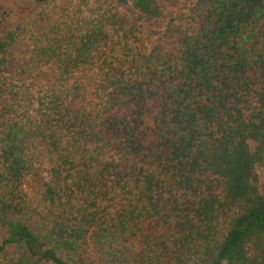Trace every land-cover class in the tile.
Returning <instances> with one entry per match:
<instances>
[{"label":"trees","instance_id":"obj_1","mask_svg":"<svg viewBox=\"0 0 264 264\" xmlns=\"http://www.w3.org/2000/svg\"><path fill=\"white\" fill-rule=\"evenodd\" d=\"M76 1L0 76V264H264V0Z\"/></svg>","mask_w":264,"mask_h":264},{"label":"rangeland","instance_id":"obj_2","mask_svg":"<svg viewBox=\"0 0 264 264\" xmlns=\"http://www.w3.org/2000/svg\"><path fill=\"white\" fill-rule=\"evenodd\" d=\"M169 8L183 13L188 10L193 0H163ZM121 4V8L130 16L133 24L138 26L146 36L160 40L165 48L174 49L175 44L169 43L163 38L162 31L143 21L131 5ZM80 3L76 0H53L48 5L37 4L34 0H0V19L2 28L0 35L4 36L14 31L20 36V42L15 46L11 62L0 70V76L16 74L26 68H33L35 42L37 37L47 33L58 22L76 20ZM56 67H48L42 70L43 82L51 86L57 76ZM261 187L264 191V170L260 171Z\"/></svg>","mask_w":264,"mask_h":264}]
</instances>
